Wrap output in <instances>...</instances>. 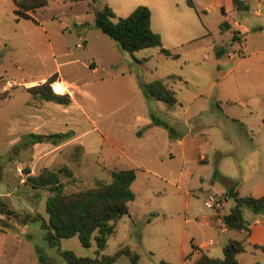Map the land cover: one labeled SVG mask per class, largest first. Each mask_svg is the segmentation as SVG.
I'll list each match as a JSON object with an SVG mask.
<instances>
[{
	"label": "rangeland",
	"instance_id": "374dc122",
	"mask_svg": "<svg viewBox=\"0 0 264 264\" xmlns=\"http://www.w3.org/2000/svg\"><path fill=\"white\" fill-rule=\"evenodd\" d=\"M141 1L110 3L118 17H125L128 10L152 3ZM47 2L46 6L31 13L50 36L55 59L41 46L40 27L33 20H22L18 24L11 1L0 0V51L3 53L0 100L4 93L10 94L0 102V191L8 188L13 192L10 203L20 215L40 214L47 218L45 199L51 192L48 188L33 189L26 185L27 175H37L43 169L52 170L58 174L63 191L71 193L93 187L96 180L109 182L113 169L134 168L136 179L132 190L135 199L129 203V213L117 220L115 232L108 237L102 254L110 256L128 246L139 255V264H191L197 252L221 257V243L228 238H240V234L216 227L211 218L216 211L203 203L205 193L217 194L222 190L225 184L220 171L242 176L243 193L251 184L245 179L247 173L252 171L250 182L264 179V32L256 29L260 20L253 13L255 6L248 11H238L236 15L239 35L247 45L243 55L231 68H217L210 50L209 59L201 61L200 66L185 62L199 59L192 51L205 47L207 39L178 46L176 50L184 53L179 59L163 55L158 48L143 49L131 55L95 28L93 10L101 5L98 0ZM189 15L197 17L195 11L185 7L179 17ZM153 18L156 30L161 23L154 9ZM85 35L88 43L79 49L76 44L83 43ZM164 39L169 44L165 35ZM223 39L224 43L231 42L227 35ZM64 51L70 55L64 56ZM91 57L99 67L97 75L110 71L124 73L108 86L94 83L89 96L77 98L83 111L96 121L109 139L115 131L134 125V111L140 100L143 102L140 82L168 81L180 105L174 111H167L160 102L147 99L146 107L173 133L188 137L193 146L188 160H197L200 155L206 157L207 162L194 165L190 179H180V171L185 166L179 148L176 150L175 145L165 142L162 136H147L137 147L131 144L126 149L131 158L127 159L109 142L97 138V133L71 105L36 104V130L42 138L34 146L22 145L25 138L26 143L31 138L16 135L12 117L32 110L23 104L30 94L8 82L38 80L54 72L56 64L61 66L62 73L73 79L83 75L90 79L89 71L81 67V62ZM71 60L77 63L63 67L62 63ZM75 67H79V72ZM172 76L175 79H167ZM66 125H73L72 130L77 128L87 134L75 136V131L64 130ZM64 132L71 134L68 139L50 138ZM227 150L233 154L221 157L220 153ZM169 151L173 153L171 159L166 154L164 162L157 160L158 154ZM249 162L254 163L251 166ZM187 167L193 168V164L188 163ZM227 204L231 205L232 201L227 199ZM2 217V227L10 229L2 264H41L40 255L44 256L46 264H66L56 248L44 242L39 222L22 224L12 217ZM15 236L17 245L14 244ZM210 241L213 243L211 252L205 248V243ZM60 248L71 250L78 257H95L96 244L92 240L91 246L86 248L77 237H71L61 239ZM260 255L247 252L241 254L240 261L249 264ZM113 264L131 263L126 256H120Z\"/></svg>",
	"mask_w": 264,
	"mask_h": 264
},
{
	"label": "trees",
	"instance_id": "16d2710c",
	"mask_svg": "<svg viewBox=\"0 0 264 264\" xmlns=\"http://www.w3.org/2000/svg\"><path fill=\"white\" fill-rule=\"evenodd\" d=\"M16 9L14 13L18 18L35 20L27 12L35 11L47 5V0H14ZM237 11H247L248 5L244 0H234ZM94 26L102 34L112 39L117 46L131 55L143 49L158 48L159 52L173 59H178L179 54L173 53L162 45L161 37L151 28V12L145 5H138L127 16L118 17L114 11L104 4L95 10ZM225 23H221L223 29ZM234 33L232 40L235 39ZM3 53L0 51V59ZM219 56V53H216ZM146 60V59H145ZM169 77L168 79H171ZM57 75L49 76L43 83L25 88L32 101L29 104L36 105L42 102H52L58 105H68L71 102L68 94H57L52 88ZM142 94L146 99H154L162 104L165 110L174 111L180 103L176 98V92L170 87L168 81L155 79L153 81L139 83ZM10 97L4 93L1 99ZM152 121L156 126L165 128L173 138V130L168 125L152 115ZM70 133H57L50 138L57 141L70 137ZM30 142H39L41 136L31 134ZM70 174V172H68ZM136 178L135 169L118 168L111 171V180L103 182L96 180L93 187L71 193L63 191L56 172L43 169L37 175H27L25 183L35 189L48 188L51 192L45 199V212L47 218L40 214L20 215L0 201V215L6 218H14L22 224L39 222L43 231V240L51 248H56L57 253L66 264H113L120 256H126L131 264H139V255L128 246L119 248L113 255H104L102 251L106 246L108 237L114 234L116 222L123 215L129 213V203L135 198L131 185ZM225 199H232L234 206L222 220L226 228L230 230H246V221L242 217L241 209L247 207L254 213L264 209V197H241L234 187L228 189ZM4 219L0 218V232ZM77 237L83 247H90L93 240L96 244L95 257H78L71 250L60 248V240ZM258 247V246H256ZM264 251V247H259ZM245 251L243 241L229 239L222 247L221 258H211L206 255L194 264H239L237 256ZM39 262L46 264L44 256H39Z\"/></svg>",
	"mask_w": 264,
	"mask_h": 264
},
{
	"label": "crops",
	"instance_id": "0c3cea01",
	"mask_svg": "<svg viewBox=\"0 0 264 264\" xmlns=\"http://www.w3.org/2000/svg\"><path fill=\"white\" fill-rule=\"evenodd\" d=\"M1 1H11V3L16 9L14 0H1ZM132 1L133 0H98V2H101V5H99V7L104 4H107L113 11H114V8H112V5L110 2H123L124 3V2H132ZM244 1L249 7L248 10L251 8L252 5L255 6L252 9L253 13L255 14L257 19L260 20V24H258L256 29L259 30V32H264V0H258L259 2H249V0H244ZM141 2H152L151 4L150 3L146 4L151 12V28L154 32L160 35L163 47L164 48L166 47V49L169 48L168 50L170 51L171 50L177 51L178 53L177 52L176 53L179 54V58L183 57L184 53H182L179 50H176L178 46H181L182 44H190L199 39H207V42L205 43V47L194 49V50L192 49L193 51L191 50L193 54H197L199 56V59L195 61L194 60L192 61L190 59L185 60V62H187L188 64L189 62L190 63L192 62V64H194L195 66H200L201 61H206L209 59L208 50H210V53H212L214 57V65L217 66V68H220L221 66L225 68H231L234 65V62L241 55H243V51L246 50L247 48L244 38L241 35H239V31H238L239 28L237 26L238 23L236 21V15L238 11L235 8L234 0H142ZM118 7L121 8V5H118ZM185 7H189L190 9L195 11V13L197 14V17L194 18L191 15L187 16L186 18H183L182 16L179 17L181 13L185 10ZM15 9H13V11ZM153 9L159 15V21L161 23L159 28L156 30L153 28V20H154ZM127 12L128 13H126V15L129 14L131 10H128ZM27 14L35 20L34 22L35 25L37 27L38 26L40 27V30H39L40 34L38 35L39 36L38 38L40 41L42 40L41 46L43 47L44 50H46V52H49L53 56V59H55L53 55L54 46L51 42L50 36L48 35L45 27L41 25L40 21H38L32 15L31 12H27ZM22 20L26 21L28 19L18 18L16 16V21L18 24H20ZM221 23L226 24L223 27V29H221L220 27ZM85 29L86 27H84V30ZM236 32H237V35L235 39L232 40L233 35ZM191 33H193L194 35H192ZM164 35L169 40V44L166 43L167 41L164 39ZM224 35H227L230 38L231 42L224 43V39H223ZM82 42L83 43L76 44V46L78 44H82V47H78L79 49H83L84 45L86 46V44L88 43L87 35H85L84 40ZM234 46H236L235 50L233 48ZM112 48L114 49V47ZM216 53H219L220 55L217 56ZM63 55L64 56L70 55V52L64 51ZM73 62L77 63L75 60H71V61H66L62 64H65V66L63 67H66V66H70ZM81 67L89 71L90 79H85L84 75L83 77L77 76L73 79L67 76L66 74L62 73L61 66L59 64H56L54 72H52L49 75H44L40 77V79L38 80H31L28 82L13 81V82H8V84L10 86L14 85L16 89L20 88L26 91L25 88L43 83L49 76L56 74L57 80L56 82L52 84V88L55 83L56 84L58 83L62 86V90L57 91L53 88L54 92H56L57 94H68L71 99V102L68 105H63V106L71 105L75 107L79 111L83 119L86 121V123H88L89 126L92 128V131H94V133H97L96 137L97 138L101 137V139L103 138L104 141H107L112 146L116 147L123 157H126L127 159L131 158V156L127 154L126 152V149L131 144L132 145L136 144V147H137L140 145V140L147 136L156 137V138L157 136H162L165 142L175 145L176 150L179 148V154L182 157L183 164L185 166L180 171L179 177L181 180H184V178H187V180L190 179L193 176V172H194L193 170L195 169L196 165L202 162H207L206 157L202 155H200L197 160H193V161L190 159L188 160L187 158L189 157V152L193 148V146L190 145L187 140L188 137L187 136L180 137L178 133H173V138H171L168 131L165 128L156 126L153 123L151 117L152 115H154V113L152 114V112L147 110V107H146L147 99L144 97L143 94H142L143 102L142 100L139 99L140 102H139L138 108L135 109L134 114H133L135 115L134 125L132 127H129L127 130L115 131L112 139H109L108 137L106 138L103 131L98 127L96 121L93 120L87 112L83 111L77 98L78 96L80 97L89 96L90 95L89 89L92 85H94V83L95 85L103 84L105 86H108L109 84L113 82L115 83L119 77H122L124 75V73L122 71L120 73H113L112 71H110L108 73L105 72L102 75H97V72L99 71V67L95 63L94 57H91L90 59H84V61L81 62ZM75 68L77 72H79V67H75ZM171 79H175V76H172ZM94 98H95V94H94ZM4 101L5 99L0 100V102H4ZM31 101L32 99L30 96V98L26 99L25 102L23 103L25 107L32 109L30 112L24 113L21 116L16 114L12 117L13 118L12 126L14 130L16 131V135L19 137L28 136V140L29 138H31L30 137L31 134H36V135L40 134L38 130H36V121H35L36 106L33 104H29V102ZM45 103L47 102H42V105ZM38 106H41V104ZM42 121H44L43 116H42ZM69 124H73V123H69ZM76 125L81 130L80 125L79 124H76ZM43 126L44 125H42V127ZM48 126H49V123H46V127ZM72 128H73V125H66L64 130L75 131V136L77 135V133H81V136H83V134H87L86 132L78 131L77 128H75L74 130H72ZM25 140L22 142L23 146H26L27 144L28 146L29 144L30 146L35 145V143L30 142L32 138L29 142L27 141L28 143H26ZM166 154H168L169 159L173 157L172 152L170 151L168 153L163 152L161 154H158L157 160L164 162ZM220 154H221L220 155L221 157H228L232 155L233 152L231 150H227L225 151V153H220ZM188 163H192L193 168L187 167ZM251 163H254V162H249V164ZM120 168H127V167H120ZM129 169H134V168H129ZM156 173L157 172L154 171V174ZM251 173L252 171L250 172V174L247 173L245 176L246 177L245 179L248 181V183H251V184L248 187V189H246L248 191H246V193H243L241 191V183H243L244 181V179H242V176L230 175L226 172L220 171L219 172L220 178L222 179L225 185L223 186L222 190H220L217 193V195L224 196L229 188L234 187L235 191L241 197H247V196H251L254 198L264 197V179L262 180L252 179V182H250ZM131 189H132V185H131ZM208 194H213V193H210V192L205 193L203 197V202H204L206 195ZM13 196H14L13 192H11V190L8 188H6L5 191H0V198L5 200L4 203L8 206V208L10 206L9 208L10 210L15 211V209L12 207L10 203L12 201L11 199ZM230 200L232 201L231 205L227 204V199H226L224 208L220 212H216V213L212 212L211 214V218L215 221L216 227L217 228L218 227L221 228V226L224 227L222 231H225V230L231 231L230 229L226 228L225 224L220 223V219L223 217V215H226L229 212V210L234 206V201L232 199ZM0 201L3 202L2 200ZM241 213H242L243 219L246 221L248 232L246 230H239V231L232 230V231H237L240 234V238H237V239L228 238L227 241L229 239L243 241L244 246H245V251L241 254L249 252L252 255L258 256L261 253L259 259L256 258L254 259L253 262H250L249 264H264V251L259 248V247H264V209H262L258 213H254L247 207H243L241 209ZM0 218H3L2 215H0ZM210 220H211L210 216H207V221H210ZM10 228H13V227H10ZM9 230L10 229L3 228V231L0 232V264H2L3 253L6 251V247L8 246L7 239L9 235ZM227 241L221 243V246H220L221 257H222V247ZM14 244L16 245L18 244L17 236H15ZM212 247H213V243L211 241L205 243V248H208L209 252H211ZM241 254L237 256V261L239 264H242L240 261L242 257ZM201 255H206L210 257L209 255L205 253L197 252L196 255H194L195 257L192 258L191 264H194L201 257ZM221 257H211V258H221Z\"/></svg>",
	"mask_w": 264,
	"mask_h": 264
},
{
	"label": "built area",
	"instance_id": "2783aa9c",
	"mask_svg": "<svg viewBox=\"0 0 264 264\" xmlns=\"http://www.w3.org/2000/svg\"><path fill=\"white\" fill-rule=\"evenodd\" d=\"M77 47H82V44H78ZM225 197L217 194H208L204 199V205L206 208L214 210L216 212H220L224 208ZM220 223H223L222 218L220 219Z\"/></svg>",
	"mask_w": 264,
	"mask_h": 264
},
{
	"label": "bare ground",
	"instance_id": "6f19581e",
	"mask_svg": "<svg viewBox=\"0 0 264 264\" xmlns=\"http://www.w3.org/2000/svg\"><path fill=\"white\" fill-rule=\"evenodd\" d=\"M53 88H54L55 90H57V91H61V90H62V86H61L60 84H58V83H57V84L55 83V84L53 85Z\"/></svg>",
	"mask_w": 264,
	"mask_h": 264
}]
</instances>
